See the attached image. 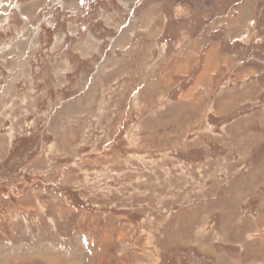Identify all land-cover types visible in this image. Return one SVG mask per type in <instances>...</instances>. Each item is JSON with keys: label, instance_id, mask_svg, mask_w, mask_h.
I'll return each instance as SVG.
<instances>
[{"label": "rangeland", "instance_id": "obj_1", "mask_svg": "<svg viewBox=\"0 0 264 264\" xmlns=\"http://www.w3.org/2000/svg\"><path fill=\"white\" fill-rule=\"evenodd\" d=\"M0 264H264V0H0Z\"/></svg>", "mask_w": 264, "mask_h": 264}]
</instances>
